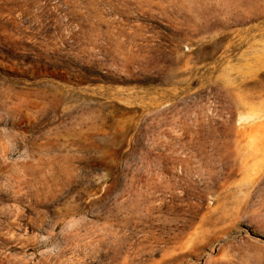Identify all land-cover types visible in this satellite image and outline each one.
Masks as SVG:
<instances>
[{
    "label": "rangeland",
    "instance_id": "1",
    "mask_svg": "<svg viewBox=\"0 0 264 264\" xmlns=\"http://www.w3.org/2000/svg\"><path fill=\"white\" fill-rule=\"evenodd\" d=\"M0 264H264V0H0Z\"/></svg>",
    "mask_w": 264,
    "mask_h": 264
}]
</instances>
